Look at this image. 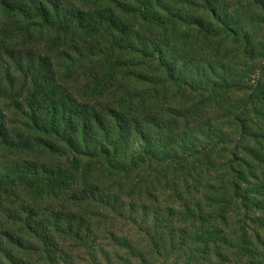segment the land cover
Returning <instances> with one entry per match:
<instances>
[{"label":"trees","instance_id":"trees-1","mask_svg":"<svg viewBox=\"0 0 264 264\" xmlns=\"http://www.w3.org/2000/svg\"><path fill=\"white\" fill-rule=\"evenodd\" d=\"M202 2L203 7L197 6L198 14H191L192 8L187 10V4L182 6L181 1L172 6L159 0H123V8L130 9L134 22L149 32L141 33L130 24L110 19L117 34L103 44L98 37L90 38L96 26L89 19L67 13L55 0H0V18L12 21L5 35L0 28V61L3 57L9 59V74L13 71L23 75L30 87L21 134L10 137L6 118L0 111V148L13 151L21 147L25 151L22 162L0 171V208L5 202L12 206L5 210L7 217L0 225V264H74V252L79 262L88 257L91 264H98L93 248L100 240L93 237L88 213L102 209V214L116 215L121 221L130 218L135 211L132 201L140 191L135 190V174L147 162H169L175 157L188 162L190 158L204 156L210 164L211 151L199 143H215L213 122L218 121L187 118L198 107L182 109L168 104L156 110L161 104L153 102L159 97L158 88L164 91L161 81L166 73L186 67L173 56L175 49L165 39L167 28H186L193 40L212 24L228 27L227 23L232 21L221 20L213 0ZM60 17H64L63 22ZM44 29L49 35V46L59 49L76 39L81 41L76 42L80 46L96 40L89 48H81L85 55L79 54L76 46L69 48L81 57L78 61L84 60L88 66L89 79L82 94L66 86L77 59L64 51L58 72L56 60L50 54L43 56L38 52L34 43L41 42ZM17 39L21 44L14 43ZM136 61H146L145 69L134 68ZM109 87H117L118 93L107 104H98V96ZM241 119L235 126L231 124L239 133L229 136L230 140L219 136L217 146L213 147H218L219 160L226 163L219 168L218 178L211 179L216 182L209 188L210 204L202 196L183 203L196 232L188 264H264V177H257L260 165L256 163L260 159L254 147L259 137L253 132L256 126L251 120ZM153 128L159 133H176L175 140L164 142L169 148L159 154L151 146ZM203 130L207 136H202ZM192 132L202 136L196 148L190 146L185 155L174 153L183 142L191 140L188 135ZM137 140H141L143 149L135 146ZM155 142L161 145V139ZM171 144L174 146L170 148ZM60 156L67 160L66 166L54 164ZM174 161L170 163L176 164ZM241 164L246 168H241ZM20 175L38 176L37 189L11 188L14 185L9 183ZM142 192L139 199L153 195L149 185ZM19 195L22 197L17 202ZM126 200L131 202L127 204ZM231 207L242 215L231 211ZM130 224L137 228L135 218ZM144 226L142 221L140 227ZM137 231L148 246L154 247L151 230ZM110 233V247L113 252L123 251L126 260L147 264V258L157 255L149 251L134 256V246L128 239L132 234L117 237ZM169 241L173 246L174 240ZM103 259L106 264L112 260L106 256Z\"/></svg>","mask_w":264,"mask_h":264},{"label":"rangeland","instance_id":"rangeland-1","mask_svg":"<svg viewBox=\"0 0 264 264\" xmlns=\"http://www.w3.org/2000/svg\"><path fill=\"white\" fill-rule=\"evenodd\" d=\"M18 1L24 3V0ZM55 1L62 4L67 13L71 11V14L83 15L84 18L89 19L90 24L96 26L90 38L98 37L103 44H107L106 42L111 38L112 34H117L114 24L112 23V25L109 22L110 19L130 24L133 29L139 30L141 33L146 34L149 32L146 28H140L134 22L130 9L123 8V0ZM159 1L162 4H172V6L181 1L180 4L182 6L187 4V10L192 8V11L189 10L191 14L192 12L198 14L197 6H204L202 0H186L187 2L185 0ZM213 1L219 9L221 20L232 21L227 23L228 27L218 23L212 24L211 28L205 29L202 34L193 40H191L193 34L188 33L186 28L173 29L174 27H168L165 39L175 49L174 58H178L181 63H185L186 67L181 71L178 69L167 72L166 77H163L161 81L164 91L158 88L159 97L153 100L154 103L159 102L161 104L157 106L156 110L163 109L168 104H173L175 107H181L182 109L188 106L198 107L196 113L187 118L193 120L208 118L209 120L218 121V123L213 122L215 130L213 131V141L215 143H199V146L202 148L206 147L207 150L211 151L212 161L207 165L208 157L199 156L190 158L188 162L175 157L173 160H175L176 164L170 163L173 160L169 162L162 160L147 162V166L140 167V171L135 174V190L140 191L136 193L137 197L132 201L135 210L134 214L130 216L128 212L126 213L130 218L121 221L116 215L102 214V209L88 213L87 218L90 219V223L93 225V237L100 240L96 243V247L93 248L98 264H106L103 259L105 256L112 259L109 264H138L131 260H126L123 251V253L113 252L114 250L110 247L109 235L107 234L109 231L111 232L110 234L117 235V237H120L121 234L126 235V237L132 234L128 239L134 246V256L149 254V251H151V255H153L152 252H157V255H153V258H147V264H188L190 255L188 253L194 250L192 244L193 235H196V232L191 227L193 224L192 219H189L182 207L183 203L190 199L196 201L202 196L203 200L210 204L212 196L208 195L209 188L216 182V180L211 179L218 178L219 168L226 163L224 160H219L218 147H213L217 146L216 142L219 141V136H224V138L230 140L229 136L239 133L236 128H231V124L235 126L239 118H242L243 121L248 118L256 126L253 132L259 138L254 147L256 148V155L260 159L256 163L260 165L256 172L258 178L264 177L262 173V170H264V1ZM190 2L191 4H189ZM63 18L60 17L61 22L64 21ZM11 23L12 21L10 20L0 18V28L5 32L3 35L9 31ZM16 25L18 26L20 23ZM47 37H49L47 29H44L41 42L34 44L38 46L37 49L40 54L43 56L50 54L56 60L54 61L55 71L58 72L64 62L61 59L64 51L68 56H73L71 57L72 59L81 58L78 57L75 51L74 53L70 51L69 48L76 46V50H79L78 53L85 55V53H82L83 50L81 48L84 46L89 48L91 43L95 44L96 42L94 39L86 45H81V47L76 43L79 41L76 39L69 43V46L59 49L50 47V43H47L49 40ZM14 43L21 44V40L17 39ZM47 46H49V49L45 50ZM80 61L75 64L73 76L68 79L66 86L74 92L82 94L86 80L89 78L87 76L88 66H86V62L84 60ZM6 64L10 65L11 63L9 59L3 57L0 61V83L2 88L0 91V111L6 118L10 137L13 138L22 132L21 123L23 122V113L26 108L25 99L29 94L30 87L24 81L23 75L16 74L13 71L9 74ZM146 65V61L144 63L136 61L134 68L144 70ZM117 93V87L106 88L98 96L97 103L100 105L107 104ZM159 118H163L162 115H159ZM193 120H190V122H193ZM221 126L224 129H221ZM153 132L155 137L151 146L156 154L162 153L169 148L164 146V142L168 144L169 139L175 140L173 136L176 133L172 135L167 134V132L159 133L155 128H153ZM190 134L188 136L191 137V140L186 143L183 142L180 148H176L173 151L174 153L185 155L189 150L187 148L190 146L196 148L200 138L207 136V132L204 130V135L202 136L194 132ZM156 139H161V145L155 142ZM250 141L248 139V142ZM136 145L141 147V140H137L135 142ZM172 146L174 145L171 144L170 148ZM141 148L143 149V147ZM230 150L233 151L234 148ZM247 157L251 159V157ZM23 158H25V151L21 147L14 148L13 151L0 148V171L13 166L17 162H22ZM54 162V164H61L62 166L67 164V160L62 156ZM253 167L255 168V166ZM241 168L245 169L246 167L241 164ZM39 175L43 177L42 174ZM37 177L20 175L16 180L11 181L9 185H14L11 188L16 187L18 191L25 188L37 189L39 182ZM248 179L255 182V179H252L251 176H248ZM145 185H149L153 195L150 199L145 197L139 199L138 196L143 194L142 191ZM21 197L19 195L15 201H20ZM125 202L129 204L131 201L126 200ZM205 202H202L203 205H205ZM7 209L11 210L12 206L5 202L3 208H0V225L7 217L5 213ZM229 209L237 213L238 216L239 214L242 215L238 209L234 210L233 208L232 210V207ZM13 212L15 214L18 213L17 209L13 210ZM190 217H193V215H190ZM133 218L138 223L137 228H133L130 224ZM142 221L145 223L143 228L140 227ZM197 226L198 224H196ZM146 228L151 230L155 237L152 240L154 247L148 246L146 239L137 231L140 229L145 230ZM170 238L174 240L173 246L170 245ZM137 241L141 242L136 244ZM73 255L75 257L74 264H91L88 257L83 258L79 262L77 252H74Z\"/></svg>","mask_w":264,"mask_h":264}]
</instances>
